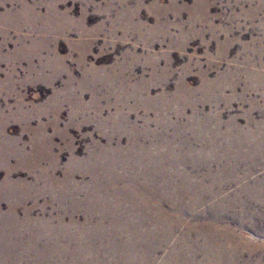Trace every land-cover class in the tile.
Segmentation results:
<instances>
[{
  "label": "rangeland",
  "instance_id": "obj_1",
  "mask_svg": "<svg viewBox=\"0 0 264 264\" xmlns=\"http://www.w3.org/2000/svg\"><path fill=\"white\" fill-rule=\"evenodd\" d=\"M260 141L264 0H0L16 263L264 264Z\"/></svg>",
  "mask_w": 264,
  "mask_h": 264
},
{
  "label": "bare ground",
  "instance_id": "obj_2",
  "mask_svg": "<svg viewBox=\"0 0 264 264\" xmlns=\"http://www.w3.org/2000/svg\"><path fill=\"white\" fill-rule=\"evenodd\" d=\"M250 136V135H249ZM255 139H257V138H255ZM260 140V139H259ZM245 141V140H244ZM257 143V145H259L260 143L261 144H263L264 142L263 141H260V142H256ZM255 143V144H256ZM241 145V144H240ZM245 145V144H244ZM250 146H251V144H250ZM249 146V147H250ZM206 147H208V146H206ZM260 147V146H259ZM243 148V147H242ZM263 148V147H262ZM207 149V148H206ZM209 149H210V147H209ZM259 149V148H258ZM249 150H251V149H249ZM261 151V150H260ZM259 153V152H258ZM262 154V153H261ZM182 156V155H181ZM182 158V157H181ZM185 158V157H184ZM177 160V159H176ZM186 161V160H185ZM180 162V161H179ZM182 163V162H181ZM146 168V167H145ZM153 170V169H152ZM151 170V171H152ZM143 172V171H142ZM146 174V173H145ZM151 174V173H150ZM152 174H153V172H152ZM185 174V173H184ZM207 174V173H206ZM149 175V174H148ZM177 175V174H176ZM145 176V175H144ZM192 176V175H191ZM145 177H147V176H145ZM149 177V176H148ZM152 177V176H151ZM144 178V177H143ZM142 178V179H143ZM182 179V178H181ZM185 179H188V178H185ZM165 181V180H164ZM260 181V180H259ZM149 183V182H148ZM153 183V182H152ZM255 183V182H254ZM257 184V183H256ZM199 185H201L200 183H199ZM183 187V186H182ZM196 187H197V185H196ZM200 187V186H199ZM199 187L198 188H175L176 190H178V191H181L182 192V194H184L185 196H187L188 195V193L189 192H192V191H197L198 189H199ZM200 189H203V188H200ZM167 190V188H165V190L163 191V192H165ZM246 190V189H245ZM254 190V189H253ZM252 190V191H253ZM155 191V190H154ZM156 193H157V190H156ZM204 193V192H203ZM238 193V192H237ZM239 194V193H238ZM243 195V194H242ZM261 195V194H260ZM206 195H204V197H205ZM235 196V195H234ZM238 197H240V196H238ZM242 197V196H241ZM238 200V199H237ZM239 201V200H238ZM200 203V201H196V202H193V205H198ZM223 203V202H222ZM239 203V202H238ZM191 205H192V202H191ZM242 205V204H241ZM218 206H221V204H217L216 205V208L218 209ZM245 206H246V204H245ZM1 246V245H0ZM16 246V245H15ZM9 249V248H8ZM10 251V250H9ZM15 256V255H14ZM13 258H15V257H13ZM13 258H10V257H8V255H4V253H0V264H18V263H16V262H18L16 259V261L13 259ZM24 256L23 255H19L18 257H17V259L18 260H23L24 261ZM12 262V263H11Z\"/></svg>",
  "mask_w": 264,
  "mask_h": 264
}]
</instances>
